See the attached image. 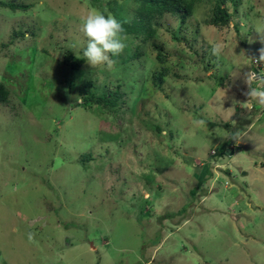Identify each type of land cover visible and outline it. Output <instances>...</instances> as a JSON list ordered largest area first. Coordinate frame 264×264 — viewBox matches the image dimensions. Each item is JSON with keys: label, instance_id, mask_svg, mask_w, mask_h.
I'll list each match as a JSON object with an SVG mask.
<instances>
[{"label": "rangeland", "instance_id": "1", "mask_svg": "<svg viewBox=\"0 0 264 264\" xmlns=\"http://www.w3.org/2000/svg\"><path fill=\"white\" fill-rule=\"evenodd\" d=\"M0 2V264H264V0L146 24L142 0ZM93 9L127 35L112 69L83 56Z\"/></svg>", "mask_w": 264, "mask_h": 264}, {"label": "clouds", "instance_id": "2", "mask_svg": "<svg viewBox=\"0 0 264 264\" xmlns=\"http://www.w3.org/2000/svg\"><path fill=\"white\" fill-rule=\"evenodd\" d=\"M81 32L87 38V45L83 50V56L91 66H106L112 69L116 61L111 57L119 56L126 48L127 35L121 21L112 14L105 15L104 12L93 9L81 23ZM259 41L264 45V23L257 25ZM222 49L219 44L212 47V54L219 56ZM259 56L250 58L255 63H264V47L258 49ZM244 81L248 85L245 95L255 99L264 105V72L247 71L244 73ZM256 82L258 88H252L251 84ZM240 132L233 134V140L239 143ZM32 239V234H29Z\"/></svg>", "mask_w": 264, "mask_h": 264}, {"label": "trees", "instance_id": "3", "mask_svg": "<svg viewBox=\"0 0 264 264\" xmlns=\"http://www.w3.org/2000/svg\"><path fill=\"white\" fill-rule=\"evenodd\" d=\"M206 0H142L143 5L141 6V10L139 11L138 15L140 16L139 19L142 24H146V21H151L158 16H162L164 14H171L177 18L182 20H186L193 16L194 10L196 6ZM219 3L215 6L214 16L213 19L210 20V24L215 27L226 26L230 22V15L225 7L224 2L218 1ZM0 4H3L0 2ZM6 7L11 9H17V7L13 5L3 4ZM21 8H25L24 6H18ZM26 9V8H25ZM144 29L145 26L142 25ZM130 31H134L132 28ZM154 49L157 51V58L158 60H163V54L161 49L155 44ZM67 61L71 62V65L76 68L78 61L74 58L72 52L68 51L66 54ZM252 65L256 68L259 67V64ZM165 73L167 71H164ZM156 81H161V76L155 79ZM8 98V93L3 85H0V103H4ZM93 99V98H92ZM91 99V100H92ZM89 100V99H88ZM96 103L102 104L103 106L106 105L105 102L107 101V96H100L96 99ZM109 102H113L112 100H108ZM115 102H113L114 104ZM260 113V112H258Z\"/></svg>", "mask_w": 264, "mask_h": 264}, {"label": "built area", "instance_id": "4", "mask_svg": "<svg viewBox=\"0 0 264 264\" xmlns=\"http://www.w3.org/2000/svg\"><path fill=\"white\" fill-rule=\"evenodd\" d=\"M254 64H259V63H255V62H254Z\"/></svg>", "mask_w": 264, "mask_h": 264}]
</instances>
